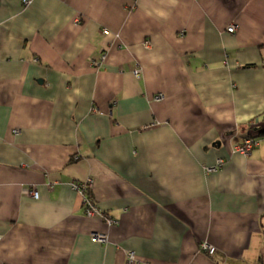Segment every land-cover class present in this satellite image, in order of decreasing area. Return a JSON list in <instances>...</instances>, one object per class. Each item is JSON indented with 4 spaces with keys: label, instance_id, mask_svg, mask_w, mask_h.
Wrapping results in <instances>:
<instances>
[{
    "label": "crops",
    "instance_id": "0c3cea01",
    "mask_svg": "<svg viewBox=\"0 0 264 264\" xmlns=\"http://www.w3.org/2000/svg\"><path fill=\"white\" fill-rule=\"evenodd\" d=\"M0 264H264V0H0Z\"/></svg>",
    "mask_w": 264,
    "mask_h": 264
},
{
    "label": "built area",
    "instance_id": "2783aa9c",
    "mask_svg": "<svg viewBox=\"0 0 264 264\" xmlns=\"http://www.w3.org/2000/svg\"><path fill=\"white\" fill-rule=\"evenodd\" d=\"M23 3L29 4L30 0H23ZM235 30H236L235 24H231L228 27L229 32H233ZM103 31L104 33H107V30H103ZM252 136L245 138L242 143L237 144L235 146L236 150L240 153L247 154L249 150L252 148V146L256 144V141ZM222 163H223V159L217 158L214 164H212L211 166H207L205 169L207 172L217 171L221 167ZM91 184H92V180L90 178H87L85 181L81 183H74L73 185L75 188L81 190V192L83 193V206H84L85 214L87 216H92L93 214H99L105 220L106 223L108 224L116 223V220L105 215L101 211V209L97 207L93 198L90 195H88V189L91 186ZM31 192L35 197H37V192L35 190H32ZM91 239L95 242H105L107 240V235L105 233L96 232L92 234ZM200 247L201 250L206 252L208 255H213L216 251V247L205 240L200 243ZM134 259H135L134 252L131 251L128 252V262L132 263Z\"/></svg>",
    "mask_w": 264,
    "mask_h": 264
},
{
    "label": "trees",
    "instance_id": "16d2710c",
    "mask_svg": "<svg viewBox=\"0 0 264 264\" xmlns=\"http://www.w3.org/2000/svg\"><path fill=\"white\" fill-rule=\"evenodd\" d=\"M88 195H89V193H88Z\"/></svg>",
    "mask_w": 264,
    "mask_h": 264
}]
</instances>
